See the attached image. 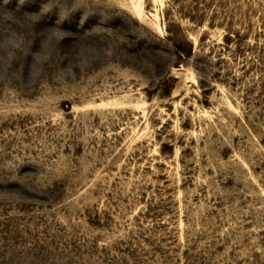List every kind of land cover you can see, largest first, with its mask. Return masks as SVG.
Listing matches in <instances>:
<instances>
[{
    "label": "rangeland",
    "instance_id": "obj_1",
    "mask_svg": "<svg viewBox=\"0 0 264 264\" xmlns=\"http://www.w3.org/2000/svg\"><path fill=\"white\" fill-rule=\"evenodd\" d=\"M0 264H264V0H0Z\"/></svg>",
    "mask_w": 264,
    "mask_h": 264
}]
</instances>
